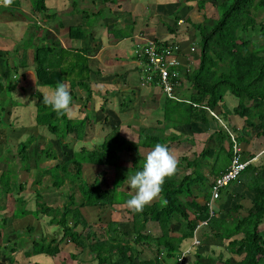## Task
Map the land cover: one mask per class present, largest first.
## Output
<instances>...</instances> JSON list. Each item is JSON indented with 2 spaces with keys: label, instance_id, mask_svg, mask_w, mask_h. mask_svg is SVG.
<instances>
[{
  "label": "trees",
  "instance_id": "1",
  "mask_svg": "<svg viewBox=\"0 0 264 264\" xmlns=\"http://www.w3.org/2000/svg\"><path fill=\"white\" fill-rule=\"evenodd\" d=\"M71 1L76 4L75 10L81 14L82 22L69 26V37L83 39L87 28L91 27L87 21L90 18L86 8L77 6L79 0ZM179 1L180 5L170 14L176 25L179 9L193 2L188 7L190 11H195V15H188L183 21L188 25L185 32L193 31L198 37V65L190 71L180 67L178 81L180 85L186 82L187 89L182 91L180 85L176 86L174 93L179 100L165 96L162 106L153 114L154 121L150 120L148 126H140L135 141L127 139L122 135L119 125H115L102 134V141L93 148L82 146L72 152L67 150L61 160L50 143L39 146L38 136L32 134L26 140L19 141L15 151L9 145L0 150V210L6 207L3 199L7 194H11L17 203L10 214V211H6L0 215V237L3 242L0 243V257L8 258L6 264H17L15 253L24 246L25 235L31 240V248L23 252L24 258L41 254L57 264L64 245L72 244L74 253L77 250L81 253L83 262L80 260L78 264L86 263L87 260H93L96 264H174L181 251L191 245L194 229L204 220L207 224L196 232L199 245H220L227 240L226 249L243 254V257L238 261L232 257L221 261L197 251L195 264H264V229L261 228L264 224L261 176L264 174V165L258 175L253 174L257 167L251 162L243 171L251 174L252 180L247 187L253 191L246 215H234L242 207L241 204L229 209L225 217L209 214L212 184L218 173L224 170L226 162H230L232 154L230 134L222 125L200 141V150L193 159L182 156L177 173L167 178L163 185L161 195L167 201L166 205L157 199L141 213H133L126 206L131 191L122 188L127 182L124 172L131 175L140 170L144 156H140L139 147L153 148L157 143L168 146L174 142L180 143L184 136L174 131L180 126H188L192 131L193 123L206 125L218 121L209 111L216 114L221 112L223 115L232 113L244 118V129L250 128L253 136L260 138L261 150L264 149V17L257 20L264 11V0ZM100 2L108 6L114 0ZM24 4L33 14H43L52 9L46 0H12L10 4L0 6V11H8L14 18L34 19L22 11ZM208 4L215 7L217 16L206 13ZM103 12L99 8L93 12V16L104 19ZM54 17L55 14L51 13L46 18ZM165 23L170 34L177 32L179 27ZM59 26L62 27V24ZM258 27L260 37L256 38ZM38 29L40 25L36 20L28 23L24 36L15 41L14 47L8 51L10 73L5 78L0 75V98L14 100L15 90H20L22 94L26 91L25 85L19 84L21 81H34L35 89L31 97L34 98L36 125L44 126L61 144L60 140L66 137L79 142L88 140L95 125L94 117L86 110L80 117H58L43 104L42 94L63 82L69 86L73 100L77 99L73 88L79 87L87 93L85 99L89 101L94 84L90 76L102 73L92 56L100 48L101 42L93 38L90 48H64L46 28H43L42 35L36 36ZM30 66L35 73V79L32 80L20 72V68ZM138 90L131 88L132 98ZM227 91L238 99V104L232 110L224 102ZM108 93L105 91L103 94L105 96L99 106L102 111H105ZM13 102L20 105L17 100ZM11 106L5 110L0 105V125L6 124L5 116L11 115ZM127 106L126 99H122L118 105L119 111H125ZM167 130L169 134H166ZM236 133V139L244 141L243 135L239 131ZM188 137L193 142V136ZM63 145L66 146V143ZM242 147L244 158L252 159L254 153L246 156L245 144ZM125 156L131 160H126ZM44 159H54L56 163L43 164ZM85 164L104 167L91 183L82 174ZM107 167L114 169V178L110 185L105 186L103 176ZM121 170L123 172L119 173ZM31 172V178L20 180V175ZM61 173L71 182L68 190H61L64 182ZM46 175L50 184H45L43 180ZM73 179L77 180L75 184H72ZM75 188L79 191V197L74 192ZM25 189L34 192L33 209L26 206ZM59 199L63 201L61 206L56 205ZM121 206L128 214L126 222L113 220L112 217L88 222L81 211L83 207H105L114 211ZM41 214L49 217V225L61 228L60 238L36 235L35 227L31 225H27L25 230L13 228L15 219L26 215L38 219ZM174 224L178 225L176 229L173 228ZM121 225H129V228H122ZM144 244L154 251L153 256L140 255L142 250L138 249L139 245ZM68 256L72 259L76 257L73 252ZM58 264L71 263H66L62 255Z\"/></svg>",
  "mask_w": 264,
  "mask_h": 264
},
{
  "label": "crops",
  "instance_id": "2",
  "mask_svg": "<svg viewBox=\"0 0 264 264\" xmlns=\"http://www.w3.org/2000/svg\"><path fill=\"white\" fill-rule=\"evenodd\" d=\"M96 1L95 0L78 1L79 3L77 4V6L90 9V13L87 12L89 16H93V12L99 8L103 9L104 11L103 14L105 15L104 19L96 18L95 20L96 22L92 23L90 28L89 27L87 28L86 36L83 39H72L69 37V26L77 25L82 22V16L79 12H76L75 10L76 4L73 3L71 0H46V3L52 5V9L49 11H44L42 16H38V19L42 21V25H41V21L38 22V25H40V29L37 30L36 36L42 35L43 28H46L47 30H49L54 34L55 38H57L60 41L61 45L64 48H90L92 46L93 38L99 40L101 42V46L96 52L92 54V56L94 59L97 60L98 65L97 63L95 65L100 67L102 73L101 75L91 74L90 81H93L92 80L93 76H99L100 78L96 79V84L101 86V88L103 87L104 91H110L111 95L116 93L118 95L121 94L123 96L125 94H129L130 92V95L132 96L131 88L133 86L134 88L138 87L140 89V92L133 97V102L136 103L139 107L138 108L134 107L136 108L134 110L138 112L136 114H140L139 112L141 111L140 109L142 108L143 105L146 104L147 106L153 105V107H150L148 114L149 116H151L155 113L157 109H159V107L162 106L165 95L162 93L161 89L156 85H151V86L140 85V66H141L140 62L135 57H134L135 60H131V61L127 60L128 54L133 55V50L130 49V46L134 48V44L137 40H139V38L155 39V40L158 39L162 41L163 40L176 41L186 49V53L182 56V62L184 64L187 63L189 64L188 71H190L192 68L197 67L198 56H197V51L190 52L189 47L192 44H195L196 40L198 43V38L197 36H194V38L192 37L191 39V36L193 35V33L195 34V32L192 31L186 33L185 30H187V28L185 29L178 28L177 32H175L174 34L168 33L165 22L172 25V27L176 26V28L181 26L185 22L183 21L182 23L176 25L174 20L172 19V16L170 15L180 5L179 0H165V3L158 2V0L151 3H140V0H114V2L109 4L108 6L100 5V0H96ZM96 3L97 5H94ZM5 4H6L5 0H0V6ZM162 4H167V5H162ZM176 4L177 6L173 8V6ZM187 4L190 5L193 4V2ZM188 5L182 6L177 12L179 16V20L181 19L184 20V18L188 15H195V11L193 10L190 11ZM139 6L140 8H138ZM114 7H116V11H114ZM21 9L26 14L30 13V15H28L29 17L30 16L35 17L36 15L33 14L32 11L25 6V4L22 6ZM137 11H140V13H137ZM51 13H54L55 17L53 19H47L46 18L47 15ZM34 19L31 18L24 19L20 17L14 18L12 17L10 12L0 11V24L2 26L0 29L1 32L0 35L6 37L5 40H8L7 42H5L4 39H2L4 40V42L1 40L3 46L8 47L9 43L11 44L12 41H19L24 36V31L28 23L34 22ZM87 21L89 22L90 20L88 19ZM161 21L165 25L164 26L162 24L167 31L166 33L171 36L170 38L162 37V34L165 35L166 33L161 28L158 30L159 32H157V34H148L150 31H152L150 30L151 29L150 27L153 28V26H155V22L161 23ZM60 23L62 24V27L59 26ZM144 25L145 27H143ZM99 29H102V31L99 34L95 35L94 34L95 30H99ZM186 54H189V56L192 57L189 60V62L186 60ZM133 63H135V65H132ZM184 68L186 70V67ZM20 72H23L28 80L35 79V73L31 66L23 69L20 68ZM181 87L182 85L179 86L180 89H182ZM175 88H174V92H175ZM224 102L225 104L227 103L226 107L229 110H232L238 104V99L227 91L224 94ZM211 112L216 114L214 111H209L210 114ZM216 115L218 116L217 119L218 121H211V124L208 123L206 125L193 123L192 129L193 130L196 129L198 132H200L199 130L205 131L204 126H208L206 130L208 129L210 130L211 128V131H213L214 129H217L219 125H222L228 130V132H231L234 135H236L237 134L236 132L239 131L240 135L241 136L243 135L244 141L242 142L238 141V142L240 143L241 147L242 144H245L244 148L246 150L245 151L246 156H249V154L254 153L251 163H253V165L256 166L257 169L254 171L253 174L256 175L261 174L260 171L262 170L263 168L262 166L264 165V153H261V148L259 145L260 138H256V136H253L250 128L244 129L245 126L244 118H241L238 115H234L232 113H226L225 115H223L220 112ZM232 128H234L235 131ZM174 131L176 133L179 132L181 136H184L183 140L191 139V137L189 138L188 136H192L191 134L192 131L189 129L188 126H184V127L180 126L178 130L175 129ZM168 132L169 130L166 131V134H169ZM170 132H172V129H170ZM203 134L206 133L204 132ZM139 148L142 149L144 147H139ZM144 149L151 150L152 148H144ZM139 152L141 153L140 150ZM228 165L229 163L226 162V165H224V170ZM222 171H220L218 175ZM261 176L263 178L262 187L264 188V174H261ZM251 180H252L251 176L247 180L242 179L240 176L238 180L232 182L228 187L224 188L221 191L219 196L220 198L218 200L213 201V206L215 208L217 216L225 217L228 210L233 207H236L238 204H241L242 207L238 210V213H234V215H243V216L246 215L248 207L250 206L253 197V191L247 187V184H250ZM25 199L27 206L26 196ZM4 200L6 201V207L5 209L0 210V215L5 213L6 211H10L9 210L10 208H12L11 211H13L17 207V203L14 201V198H12L11 194H7L6 197L3 199V201ZM20 220L21 219H15L13 223ZM26 226L19 230H25ZM13 228H14V224H13ZM261 228L264 229V224L262 225ZM0 243L1 244L3 243L1 237H0ZM26 243L27 242L25 241L24 246L20 249V251L15 253L17 264H55L53 263L52 260L46 258L44 255L41 254L32 255L30 257L24 258L23 252L25 250H29L27 248L28 246ZM226 245H227V240H224L220 245L201 244L195 247L197 249L195 250L194 255L198 251L203 255H211L215 257V259L221 261H224V259L229 257H232L233 259L238 261L243 257V254L241 256L235 252L228 251L226 249ZM219 254L220 256H218ZM190 257L191 256L188 255L186 261H188ZM7 259L8 258L5 256L0 257V264H6ZM187 264H194L193 260L190 259L189 262H187Z\"/></svg>",
  "mask_w": 264,
  "mask_h": 264
},
{
  "label": "rangeland",
  "instance_id": "3",
  "mask_svg": "<svg viewBox=\"0 0 264 264\" xmlns=\"http://www.w3.org/2000/svg\"><path fill=\"white\" fill-rule=\"evenodd\" d=\"M96 1V0H95ZM156 0H140V3H151V2H155ZM99 2V1H96ZM158 2H163L165 3V0H158ZM167 3V2H166ZM94 5H97L94 4ZM100 5H102V3L100 2ZM141 5V4H140ZM162 5H167V4H162ZM137 6V4H136ZM176 5L173 6L176 7ZM140 8V6L138 7ZM206 13L211 15V16H217V11L215 9V7L208 5L207 9H206ZM114 11H116V7H114ZM135 11V9H134ZM162 11V10H161ZM87 12L90 13V9H87ZM170 12V11H169ZM137 13H140V11H137ZM30 15V13L28 14ZM43 14H39L37 12V14L35 15L34 18L38 19V16H42ZM136 15V14H134ZM264 17V11H262L260 13V15L258 16L257 20L259 21L260 19H262ZM90 18V23H94L96 22V18L94 16H89ZM34 19V22L35 20ZM168 19V18H167ZM156 20V19H155ZM154 20V21H155ZM41 20L38 19L36 20L37 24L38 22H40ZM157 23V24H156ZM162 21L160 22H155V26L150 27L152 31H150L148 34H157V32H159L158 30L161 28L163 31H165V33L167 32L165 27H163L162 25ZM41 25H42V21H41ZM165 26V25H164ZM1 24H0V29H1ZM145 27V25L143 26ZM27 28V27H26ZM179 28L181 29H185L188 28V25L185 24V22L179 26ZM102 31V29L99 30H95V35L99 34ZM256 38L260 37V33L259 32V27L256 30ZM1 33V32H0ZM162 33V32H160ZM169 33V32H168ZM162 34V37H167L170 38L169 34ZM194 36H196L194 33L191 36V38ZM160 37V36H159ZM0 74L3 78H5L6 76H8V74L10 73V68H9V61H10V57H9V50H11L14 47V42L12 41L11 44L9 43V46H3L1 40L2 39H6V37H3L2 35H0ZM198 38V37H197ZM4 40H2L4 42ZM34 40V39H33ZM87 40V39H85ZM191 40V39H190ZM8 40H5V42H7ZM192 41V40H191ZM127 43V42H125ZM83 44V43H82ZM133 45V44H132ZM196 47H198V43L197 40L195 41L194 44ZM19 46L17 45V48ZM16 48V46H15ZM134 48H135V44H134ZM134 48L132 46H130V49L134 50ZM20 49V47L18 48ZM197 50V48H196ZM29 52V50H28ZM30 54V52H29ZM134 55V53H133ZM133 55H127V60L131 61V60H135ZM198 56V54H197ZM132 65H135V63H133ZM99 76H93V81H91V83L93 82L94 84H92L93 86V92H92V97L89 101H87L85 98L87 97V93L84 91V89L79 88V87H75L73 88L74 91L76 92V98L75 100H73V111H72V117H78V116H83L86 110V113L88 112L90 116L94 117V121H95V125L94 127L91 129V135H90V139L88 138V140L85 141H76L73 138L70 137H66V138H62L60 140L61 143H59L56 138L49 134L48 131L46 130V128L44 126H38L36 125L35 122V111H34V98L31 97V94L33 92V90L35 89L33 86V82H27V81H21L19 84L25 85L26 87V91L22 94L20 92V90H15L14 91V100H9L8 97L7 98H0V105H3V107L6 109H9L10 104H12L11 106V115L9 117L5 116V123L4 125H0V150H3L4 148L8 147H12V149L15 151L16 145L19 141H24L27 139V137L29 135H35L38 136V144L39 146H47V143H50L52 148H54L56 150L58 159L61 160L65 157V151L69 150L70 152H72L73 150H78L80 147L84 146L86 148H93L94 145H96L97 143L102 141V134H105L106 132H108L111 127L115 126V125H119L120 127V131L122 132V135H124L127 139L129 140H136L137 137V133L136 131H138V129L140 128V126L145 125L148 126L149 123L151 121H154L153 119L155 118V116L151 115L149 116V109L150 107H153V105L151 106H147L143 105L142 108L140 109L141 111L139 112L140 114H136L138 112H136V108H138L139 106L133 102V98L129 94H125V95H121V94H112L110 93V91H108V99L106 101L105 104V111H102L101 109H99L100 104L102 103L103 100V95L105 93L103 87L98 89V84H96V79H99ZM134 88V86L132 87ZM138 88V87H137ZM182 91L185 89H187V83L183 82L182 87H181ZM140 92V90L137 91V94ZM134 97V96H133ZM122 99H126V103H128V106L126 107L125 111H119L118 105L119 102L122 101ZM19 101L18 103L20 105H17L16 103H14L13 101ZM12 101V102H11ZM227 104V103H226ZM86 105V106H83ZM141 106V105H140ZM84 107V108H83ZM136 107V108H134ZM149 107V108H148ZM86 108V109H85ZM138 110V109H137ZM106 116V117H105ZM150 119H152L150 121ZM211 124V123H210ZM205 127V131L203 130H199L200 132H198L196 129L192 130L191 134H192V138H193V142H191L189 139H185L182 140V142L178 143V142H174L172 143L169 148L172 150L173 154L178 158L179 162H182V156H185L189 159H192L195 154L200 150V141L204 140L210 130H206L208 127ZM207 131V132H206ZM206 134H203V133ZM66 143V146H64L63 144ZM139 150L141 151V154L144 156L146 155L150 149L145 150L144 148H139ZM127 157V156H125ZM131 157V156H130ZM126 160L130 161L131 158H125ZM1 160V159H0ZM43 164H55L56 160L54 159H44L43 160ZM127 162V161H126ZM126 162L122 165H125ZM128 163V162H127ZM87 165V166H86ZM104 167H94L91 166V164H85V166H83L82 169V174L84 179L91 183L94 178L98 175V173L103 170ZM106 173L103 176V185H110L112 179L114 178V169L113 168H105ZM123 171H119V173H122ZM126 174V176H129L127 174V172H124ZM62 174V173H61ZM32 176V172L28 173V174H23L22 176L20 175V180L23 181L27 178H31ZM64 182L63 185L61 187V190H68L69 187L71 186V182H69V180L67 179V177H65L63 174L61 175ZM251 176V174L246 171L241 173V178L242 179H249V177ZM43 180L45 182V184H50V179L48 178V175H46L45 177H43ZM72 184H75V182H77V180L73 179ZM234 182V181H233ZM232 183V182H231ZM44 184V183H43ZM124 190H128L131 191V189L128 187V183L125 182L124 186L122 187ZM75 194L77 197H79V191L77 188H75ZM23 194L26 196L27 198V207L33 209L34 208V192H30L28 189H25ZM62 199L57 200L56 205L61 206L62 205ZM10 208V207H9ZM124 207L121 206L119 207V209H116L114 211L105 208V207H83L81 209L83 216L85 217V219L88 222H98L100 219H109V218H113V220L116 221H122V222H126L128 220V214L124 211L123 209ZM121 209V210H120ZM11 213L12 208L9 209ZM20 221H16L14 222V228L15 229H22L24 228L26 225H33L35 227V234L37 235H43V236H50V237H56V238H60L62 230L60 227H58L57 225H49L48 223V219L49 217L46 215L41 214L40 217L38 219H34L30 216H24L23 218H20ZM123 224V223H122ZM124 225V224H123ZM122 226V225H121ZM178 225L174 224L173 228L176 229ZM122 228H129V225H125L122 226ZM23 239L26 240V244H27V248L30 250L31 248V240L30 238H27V236L25 235L23 237ZM70 245V246H69ZM69 245H64L63 250L61 251V255L59 256V260L62 258V255L64 256V260L66 261V263H71V264H78L77 262L81 260V253H79V250L75 252V249L73 247L72 244ZM198 246V245H197ZM141 252V256L142 257H149V256H153L155 253L153 250H151L149 247H147L145 244L144 245H139V248ZM196 248L195 246L191 247V250L189 253H187L188 255H190V259L193 260V263L195 261V256L194 252H195ZM73 252V255H76V257L72 259L69 258V254ZM197 253V252H196ZM186 254V255H187ZM220 256V254L218 255ZM242 256V255H241ZM78 259V260H77ZM189 259V260H190ZM59 260L56 261V263H59ZM186 261V264L187 262ZM81 262H83L81 260ZM83 264V263H82ZM86 264H96L95 261L93 260H87ZM195 264V263H194Z\"/></svg>",
  "mask_w": 264,
  "mask_h": 264
},
{
  "label": "built area",
  "instance_id": "4",
  "mask_svg": "<svg viewBox=\"0 0 264 264\" xmlns=\"http://www.w3.org/2000/svg\"><path fill=\"white\" fill-rule=\"evenodd\" d=\"M183 20H179L177 24L182 23ZM196 46L192 44L189 47L190 52L197 51ZM134 57L140 62V85L141 86H158L162 93L174 100H179L174 93V88L180 85L178 81L180 77V67H186L188 71L189 64L182 62V56L186 53V49L178 42L162 41L158 39H146L139 38L135 42V48L133 50ZM192 57L186 54V60ZM211 114L218 119V116L211 112ZM230 139L232 141V154L229 165L216 176L212 187L211 197L209 201V214L212 216L216 213L213 206V201L217 200L220 196L222 189L230 185L231 182L239 178L241 173L245 170L246 166L252 161V159H246L243 156V149L236 139L235 135L231 132ZM264 153V149L261 150ZM207 224V221L200 222L194 229V235L192 236L191 245L182 250L181 254L175 259L174 264H186V254L190 252L192 246L199 245V239L196 232L200 227ZM165 264V263H163Z\"/></svg>",
  "mask_w": 264,
  "mask_h": 264
},
{
  "label": "clouds",
  "instance_id": "5",
  "mask_svg": "<svg viewBox=\"0 0 264 264\" xmlns=\"http://www.w3.org/2000/svg\"><path fill=\"white\" fill-rule=\"evenodd\" d=\"M11 2L12 0H5L6 4ZM42 96L43 104L50 107L58 117H72L73 97L67 84L59 82L54 89L44 92ZM178 167L179 160L169 146L164 143L155 144L144 155L140 170L127 176V183L131 189L130 198L126 200L127 208L133 213H141L157 199L166 205L167 201L161 195L163 185L167 178H171L177 173Z\"/></svg>",
  "mask_w": 264,
  "mask_h": 264
}]
</instances>
